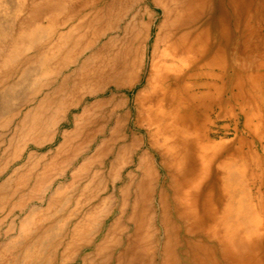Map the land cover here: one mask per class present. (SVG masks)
I'll list each match as a JSON object with an SVG mask.
<instances>
[{
  "label": "bare ground",
  "instance_id": "obj_1",
  "mask_svg": "<svg viewBox=\"0 0 264 264\" xmlns=\"http://www.w3.org/2000/svg\"><path fill=\"white\" fill-rule=\"evenodd\" d=\"M14 1L0 0V118L6 116V107L14 100L18 87L17 83L16 87L12 85V72L8 71L16 68L13 59L19 52L30 50L33 38L28 26L18 36L6 35V30L13 31L15 25L2 16L20 10L10 9ZM210 1L153 0L163 20L151 48L159 14L146 10L149 22L141 18L139 29L138 22L135 25L138 69H144L147 61L150 67L146 89L138 94L135 111L146 123V136L166 178L159 185L158 177L143 163L145 175L129 208L102 241L99 257H83L82 264H141L149 248L154 260L164 257V264H179L176 248L182 250L178 257L187 264L186 249L199 254L198 264H206L203 257L207 261L209 254L204 253L207 246L203 241L208 240L215 244L223 264H264V223L250 198L248 172L238 166L240 161L250 159L251 150L210 142L203 112L209 105L214 110L222 103L219 84L223 79L217 73L222 71L233 92L258 96L264 104V0H259V8L253 4L248 8L245 0H239V4L237 0L221 3L215 42L211 23L204 18L209 15ZM38 9L39 3L26 4L22 12ZM43 30L42 26L40 34ZM27 62L25 59L19 65V73L24 76L28 74ZM2 72L10 78H1ZM141 75L138 71L131 82L137 85ZM243 75H248L244 89L238 81ZM128 87L132 89L133 85ZM263 116L260 114L258 119ZM9 199L8 182L0 188V206ZM199 235L203 237L201 243ZM12 244L10 239L0 242V264L14 262L8 257ZM75 245L74 240L65 249L60 264L77 260ZM58 262L54 258L47 261ZM159 262L158 257L155 264Z\"/></svg>",
  "mask_w": 264,
  "mask_h": 264
},
{
  "label": "crops",
  "instance_id": "obj_2",
  "mask_svg": "<svg viewBox=\"0 0 264 264\" xmlns=\"http://www.w3.org/2000/svg\"><path fill=\"white\" fill-rule=\"evenodd\" d=\"M86 1L89 5L90 0ZM83 4L87 5L82 0H60L48 9L44 0L42 54L44 70L50 74L48 93L44 87L43 95L49 101L33 109L44 115L27 121L32 131L23 137L26 145L18 142V136L12 137L11 151L0 153V178L8 176L0 188L9 182L11 191V218L0 221V242L10 239L11 248L28 251L41 248L45 240H64L68 242L63 255L75 240L77 260L72 264H82L83 257L97 254L129 208L138 190L139 165L151 154L138 134L92 131L102 126L96 113L106 111V106L87 104L83 94L69 84L51 90V73L64 79V73L73 72L81 62L77 41L83 40ZM124 108L130 114L122 126L132 128L133 108ZM43 128L53 130L47 136ZM149 169L153 172L151 164Z\"/></svg>",
  "mask_w": 264,
  "mask_h": 264
},
{
  "label": "rangeland",
  "instance_id": "obj_3",
  "mask_svg": "<svg viewBox=\"0 0 264 264\" xmlns=\"http://www.w3.org/2000/svg\"><path fill=\"white\" fill-rule=\"evenodd\" d=\"M48 9L55 8L60 0H45ZM80 0H78L79 2ZM153 0H90L89 5L86 0H82L83 4V20L81 23V31L83 40L77 41L78 48L82 52V56H79L81 60L80 64L73 72L64 73L65 78L62 79V75L57 73H51L50 84L51 90L55 91V88L68 87L76 88L80 91L84 98H86L87 104H96L106 106V111L97 112L99 115L96 119L101 120L102 126L93 128L92 131L100 132V134L110 131H118L123 134H138V140L144 145V149L151 152L148 159L143 158L145 164L149 168L153 169L156 177L159 179V185H161L166 178V171L161 167L158 156L153 153L151 142L148 140L146 133V123L142 122L140 112L135 111L137 107L138 94L146 89V81L149 73V61L144 69H138V42L136 41L135 25L138 22V29L140 26L139 20L147 18L144 12L147 10L150 14L157 13L158 21L153 26L151 45L158 34V26L161 24L163 18L161 10L156 9L153 4ZM238 4H239V0ZM246 6L252 8L253 4L256 8H259L261 2L259 0H245ZM146 2V3H145ZM39 3V9L30 13L22 12V8L25 5ZM227 4L225 0H211L208 3L209 15L204 17L206 21L211 23V38L215 42V36H217L218 22L220 20L219 5ZM44 5V0H26L21 3V0H15L14 6H11V10H15L10 14L8 11L2 18H8L9 23L15 25L12 29L6 30L8 38L12 34L18 36L20 30L28 26L32 30L33 38L29 44L30 50L18 53V56L14 57L16 68L9 70L12 72L11 81L18 84L15 90V98L8 105L6 116L0 118V153L11 151L12 137H19L18 142L25 144L26 131L30 129L27 127V121H33L37 119H43V112L34 111L39 104L49 101V96L44 97V87L49 84V72L44 70L43 61V31L40 34V28L43 24V10L41 7ZM97 6V7H96ZM152 9L154 13L150 10ZM52 15V14H51ZM141 16V17H140ZM149 22L148 19H145ZM144 22V21H142ZM150 54V53H149ZM27 60V66L29 67L27 75L19 73V65L22 61ZM53 67V65H52ZM141 75V81L134 85L131 82L133 77ZM25 73V74H26ZM223 79L220 81L219 88L222 89V103L211 110L209 105L206 110L203 108V112L206 113V130L208 131L209 141L216 144L225 143L227 146L234 149L241 150L245 148L246 151L251 150L250 159L247 161H240L238 166L242 170L248 172V182L251 183L252 192L250 194L251 200L254 202L255 207H258L260 211L263 223H264V116L262 119H258V116L264 115V104L258 96L249 97L248 93L244 95H238V92L232 91V87L229 84L228 78L224 71L217 72ZM10 76L2 72L1 78L5 79ZM61 77V79H59ZM248 75H243L240 82L241 88L247 86ZM134 83V84H133ZM133 88L130 89L132 86ZM17 91V92H16ZM237 95V96H235ZM250 104H246V102ZM254 102V103H253ZM256 108H253V105ZM130 106L133 108L131 112V123L134 125L132 128H125L122 126L123 120L128 119V114L124 107ZM48 114V113H47ZM26 121V122H25ZM205 123V122H204ZM114 125V127H112ZM29 128V129H28ZM37 130V129H35ZM41 131H45L46 135H50L53 129L43 128ZM16 141V139H15ZM145 159V160H144ZM149 160V162H148ZM149 163V165H148ZM139 171L141 176L138 180L139 183L143 180L145 172L141 163L139 165ZM245 174V173H243ZM8 176L0 178V186L3 181H6ZM3 180V181H2ZM10 200L4 206H0V221H4L11 218L10 212ZM2 207V208H1ZM181 243L182 239H178ZM68 241L51 239L42 241L43 245L37 249H18L17 247L10 248L8 257L10 260H14L11 264H18V260H22L19 264H48L49 258H54V261L58 262L62 258V251L64 250L65 243ZM34 244V243H33ZM207 244V245H206ZM206 245V254H209L206 261L205 255L203 257L206 264H223L220 259V254L214 247V243L211 241H203V246ZM189 252V264H198L199 254L191 249H186ZM31 251V255L25 254ZM121 250H118V253ZM178 255H181V249H175ZM25 252V253H24ZM144 259L141 264H152L157 261L159 257V264H164V257L158 256L154 260L150 248L144 251ZM208 252V253H207ZM195 254V255H194ZM176 254L177 263L187 264L182 260V257H178ZM99 257L97 254L94 255ZM27 260V262H23ZM31 260V261H30ZM60 264V262H58ZM51 264V263H49ZM138 264L140 262L138 261Z\"/></svg>",
  "mask_w": 264,
  "mask_h": 264
}]
</instances>
